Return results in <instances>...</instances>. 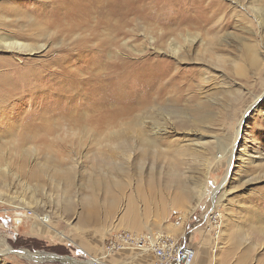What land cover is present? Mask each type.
I'll return each instance as SVG.
<instances>
[{
  "label": "rangeland",
  "instance_id": "obj_1",
  "mask_svg": "<svg viewBox=\"0 0 264 264\" xmlns=\"http://www.w3.org/2000/svg\"><path fill=\"white\" fill-rule=\"evenodd\" d=\"M157 1L168 11L194 6ZM208 3L215 19L197 29L129 19L120 56L168 60L183 83L148 107L129 88L124 115L111 120L99 109L116 110L118 101L84 106L88 85L69 90L57 78L32 94L30 85L5 82L14 75L1 73L15 66L41 70L42 83L53 79L54 69L43 66L76 39L47 32L43 7L53 0H0V264H160L151 251L110 248L127 231L186 238L198 264H264V0ZM189 32L196 37L180 57L159 49ZM14 34L46 48L4 50L3 39ZM236 137L224 182L222 151Z\"/></svg>",
  "mask_w": 264,
  "mask_h": 264
},
{
  "label": "bare ground",
  "instance_id": "obj_2",
  "mask_svg": "<svg viewBox=\"0 0 264 264\" xmlns=\"http://www.w3.org/2000/svg\"><path fill=\"white\" fill-rule=\"evenodd\" d=\"M208 1L210 3L213 0H192L194 6L191 9H189L190 7H179L168 11L169 6L167 4L157 5L155 0H53L55 6H52L51 9L47 10L45 8L46 5L43 7V10L46 12L44 22L48 23V26H51V28L47 29V32L53 29L50 33L54 36L55 32L68 31L69 39H76L71 41L67 48L64 47L66 50L63 49L65 51L63 54L56 56L43 66L44 68L54 69L56 74L53 76V79L47 78L42 83L41 70H27L18 66L4 70L1 73V77H7L11 73L10 75L14 76L5 82L8 84V82L11 81L12 83L14 81L23 87L30 85V92L32 94L44 90L45 84L55 81L57 78L59 80L56 83L60 86L66 85L65 89L68 88L69 90L78 89L80 83H82L89 86L88 90L84 93L86 96V98L84 97L86 100V102H83L84 106L99 104L100 107L108 102L118 101L116 110H112L109 107L99 110L101 113L109 116L110 119H113L116 115H124L126 105L129 102L127 100L129 88L131 89V87L136 86L140 103L147 106V104L157 102L159 97L168 89L181 92L180 85L183 83L182 77L178 76V73L174 71L175 67L173 63L168 60L145 58V54L134 60L120 56V45H125L127 41L129 19L136 17L154 21L162 20L176 25H188L197 29L198 26L203 25L205 22L208 21L207 23H209L215 19L214 7L211 8L205 4ZM40 8L37 7V10ZM187 10H190V13ZM40 16L41 14L37 13L33 16L35 19H32L37 23H41ZM195 37L194 33L189 32L183 37V43L179 41L167 43L165 40H162V45L168 46V48L161 49L159 47V49L167 50L168 54L174 57H180L183 55V48L190 46ZM29 39L30 35L28 34H14L12 37L8 36L5 40L3 39L2 48L19 54H32L46 48L43 43H38L36 46L32 45ZM73 56L76 58L75 63L69 62ZM154 66H161L162 70L156 72ZM137 67H139L138 70H136ZM15 78L21 79L16 81ZM89 94L93 96L92 99L89 98ZM259 98V96H256L251 104L253 107L259 104ZM251 105L250 107H252ZM152 130L154 135L157 136L161 129L155 127ZM141 132L144 145L148 146L150 136L147 137L148 133L146 130ZM236 143L237 137L229 149L222 151V156L227 157L229 163V171L224 182L228 180L230 171L234 165L233 151L235 150L234 146ZM147 182L148 185L152 183L149 178ZM216 197L217 195L215 196V201L220 202L223 201V197L225 196L221 194V196ZM198 202H200V199ZM127 232L132 237L143 235L130 231ZM149 232L153 233L152 231ZM127 249L143 252L151 251L147 248H139L134 245ZM7 250L8 248H5L2 251V255L8 254L9 251ZM194 251L197 254L195 248ZM13 254L14 258L16 256H23V253L20 252ZM41 257L45 258L43 254L32 256L33 259ZM70 262L77 264L74 261ZM84 263L96 264L93 261H86Z\"/></svg>",
  "mask_w": 264,
  "mask_h": 264
},
{
  "label": "built area",
  "instance_id": "obj_3",
  "mask_svg": "<svg viewBox=\"0 0 264 264\" xmlns=\"http://www.w3.org/2000/svg\"><path fill=\"white\" fill-rule=\"evenodd\" d=\"M182 220L177 218V222ZM219 232V229H218ZM132 245L151 250L160 264H198L194 248L185 240L165 237L160 233H144L139 237H132L128 232L119 233L115 240H111L110 248L127 249Z\"/></svg>",
  "mask_w": 264,
  "mask_h": 264
}]
</instances>
